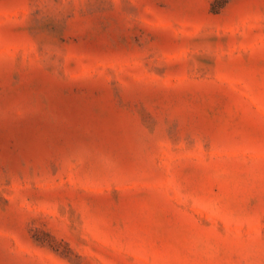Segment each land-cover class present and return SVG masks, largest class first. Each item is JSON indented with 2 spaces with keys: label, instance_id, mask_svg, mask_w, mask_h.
<instances>
[{
  "label": "rangeland",
  "instance_id": "obj_1",
  "mask_svg": "<svg viewBox=\"0 0 264 264\" xmlns=\"http://www.w3.org/2000/svg\"><path fill=\"white\" fill-rule=\"evenodd\" d=\"M0 264H264V0H0Z\"/></svg>",
  "mask_w": 264,
  "mask_h": 264
}]
</instances>
